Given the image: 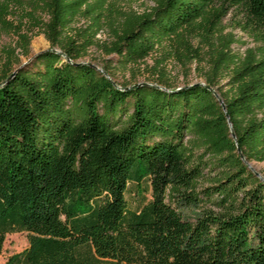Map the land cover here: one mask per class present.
I'll return each instance as SVG.
<instances>
[{
    "label": "trees",
    "instance_id": "16d2710c",
    "mask_svg": "<svg viewBox=\"0 0 264 264\" xmlns=\"http://www.w3.org/2000/svg\"><path fill=\"white\" fill-rule=\"evenodd\" d=\"M230 14L253 47L222 42L204 84L115 80ZM0 34V254L28 236L3 264H264V0H0Z\"/></svg>",
    "mask_w": 264,
    "mask_h": 264
},
{
    "label": "rangeland",
    "instance_id": "374dc122",
    "mask_svg": "<svg viewBox=\"0 0 264 264\" xmlns=\"http://www.w3.org/2000/svg\"><path fill=\"white\" fill-rule=\"evenodd\" d=\"M112 8L118 13H142L154 6L155 0H109ZM236 16L230 14L228 17L218 18L211 16L203 22L199 28L183 33L180 40L174 38L165 47L159 48L156 53H152L144 61L126 71H117L115 80L119 84L128 81L136 83H150L156 72H162L165 77L175 87H183L186 84H204V74L209 71L211 65L217 60V52L220 44L228 40H233L231 52L243 56L244 52L253 47L251 39L236 27ZM87 24L84 20H79L73 27L75 30L85 28ZM35 34V33H34ZM32 35L30 41V54L28 58L20 56L22 65L28 64L34 57L47 51L50 48L49 42L43 34ZM110 33L103 29L96 35V40L103 42L110 40ZM16 39L5 34H0V47L13 44ZM185 52H188L185 54ZM103 55L96 47H91L87 51V56L81 62L90 63L97 69L102 70ZM162 60V65L159 62ZM217 95V94H216ZM249 167L255 174H264V163L252 162ZM130 200L131 197H128ZM131 206L132 203H130ZM185 215L193 216L194 211L182 209ZM28 246V236L25 232L8 234L5 237L3 250L0 254V264L7 259L23 251Z\"/></svg>",
    "mask_w": 264,
    "mask_h": 264
},
{
    "label": "water",
    "instance_id": "95a60500",
    "mask_svg": "<svg viewBox=\"0 0 264 264\" xmlns=\"http://www.w3.org/2000/svg\"><path fill=\"white\" fill-rule=\"evenodd\" d=\"M100 72H102V70H100V69H98ZM180 89H182V88H179L178 90H180ZM233 137H234V135H233Z\"/></svg>",
    "mask_w": 264,
    "mask_h": 264
}]
</instances>
